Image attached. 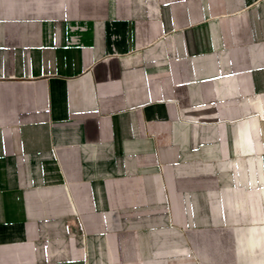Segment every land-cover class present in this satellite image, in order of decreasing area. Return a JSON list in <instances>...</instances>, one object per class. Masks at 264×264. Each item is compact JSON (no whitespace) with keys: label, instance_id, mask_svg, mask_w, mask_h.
<instances>
[{"label":"crops","instance_id":"crops-1","mask_svg":"<svg viewBox=\"0 0 264 264\" xmlns=\"http://www.w3.org/2000/svg\"><path fill=\"white\" fill-rule=\"evenodd\" d=\"M256 254L264 0H0V264Z\"/></svg>","mask_w":264,"mask_h":264},{"label":"rangeland","instance_id":"rangeland-1","mask_svg":"<svg viewBox=\"0 0 264 264\" xmlns=\"http://www.w3.org/2000/svg\"><path fill=\"white\" fill-rule=\"evenodd\" d=\"M256 253H260V252H256ZM242 260H244V261H242ZM246 259H241L240 258V260H239V264H247L246 263V261H245ZM250 260H253L254 262V264H262V261H264V257H262L261 256V254H256L255 256H254V259H250ZM250 264V263H249ZM251 264H252V262H251Z\"/></svg>","mask_w":264,"mask_h":264}]
</instances>
